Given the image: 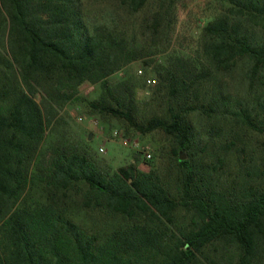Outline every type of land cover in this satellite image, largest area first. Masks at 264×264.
Masks as SVG:
<instances>
[{
  "label": "trees",
  "instance_id": "16d2710c",
  "mask_svg": "<svg viewBox=\"0 0 264 264\" xmlns=\"http://www.w3.org/2000/svg\"><path fill=\"white\" fill-rule=\"evenodd\" d=\"M147 1L0 0V264H264V0H224L202 66L162 74L165 111L140 128L186 152L169 179L106 169L65 139L42 148L83 82L132 59L119 8ZM232 72L236 93L217 76ZM101 87L92 104L134 122L132 82Z\"/></svg>",
  "mask_w": 264,
  "mask_h": 264
},
{
  "label": "rangeland",
  "instance_id": "374dc122",
  "mask_svg": "<svg viewBox=\"0 0 264 264\" xmlns=\"http://www.w3.org/2000/svg\"><path fill=\"white\" fill-rule=\"evenodd\" d=\"M92 1L94 6H99L102 0ZM223 4L224 0H148L144 9L136 13L119 8L122 25L136 52L105 80L83 82L77 88L76 94L58 108L45 131L42 148L65 139L73 147H86L94 161L106 169L115 170L133 163L141 170H151L169 179L168 173L175 163L174 150L182 159L186 158V152L176 149L175 138L164 129L147 131L141 126L146 119L165 111L168 95L164 83L160 82L165 69L181 63L195 64L199 68L205 62L202 31L207 22L219 15ZM154 12L159 18L152 27L150 21ZM256 24L264 28V22ZM217 76L223 79L226 91L236 93L241 89L236 72ZM128 79L132 82L134 122L92 104L100 98L103 81L118 95V85ZM40 97L41 94L36 93L37 101ZM99 217L97 213L87 217L80 215V220L95 223Z\"/></svg>",
  "mask_w": 264,
  "mask_h": 264
},
{
  "label": "built area",
  "instance_id": "2783aa9c",
  "mask_svg": "<svg viewBox=\"0 0 264 264\" xmlns=\"http://www.w3.org/2000/svg\"><path fill=\"white\" fill-rule=\"evenodd\" d=\"M147 157H150V154L149 153H147Z\"/></svg>",
  "mask_w": 264,
  "mask_h": 264
},
{
  "label": "water",
  "instance_id": "95a60500",
  "mask_svg": "<svg viewBox=\"0 0 264 264\" xmlns=\"http://www.w3.org/2000/svg\"><path fill=\"white\" fill-rule=\"evenodd\" d=\"M180 159H182L183 157L180 155V157H179Z\"/></svg>",
  "mask_w": 264,
  "mask_h": 264
}]
</instances>
